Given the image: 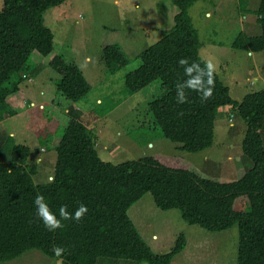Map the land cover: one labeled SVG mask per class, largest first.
Returning a JSON list of instances; mask_svg holds the SVG:
<instances>
[{
    "label": "trees",
    "instance_id": "1",
    "mask_svg": "<svg viewBox=\"0 0 264 264\" xmlns=\"http://www.w3.org/2000/svg\"><path fill=\"white\" fill-rule=\"evenodd\" d=\"M67 1L2 0L0 124L17 114L9 107L10 98L19 89L18 83L8 86L11 77L29 73L33 52L42 56L54 52V35L44 24L45 12ZM198 1L171 0L178 8L172 27L139 54L138 67L124 77L125 87L136 93L160 82L163 92L148 104L149 112L162 136L188 153L213 145L219 109L230 107L246 126L241 153L251 165L247 164L235 181L220 183L198 175L180 157L158 154L120 164L104 162L94 137L76 119L78 113L70 109L69 121L55 149L54 179L36 184L33 176L37 165L28 164L30 149L25 145L8 147L9 139L0 130V157L9 156V161H0V262L35 249L61 264H97L100 258L172 264L186 248L184 234L178 235L169 253L154 254L128 216L129 209L149 193L158 209L179 211L189 225L213 233L237 225L236 264H264V87L235 102L214 72L211 97L202 101L198 93L186 90V103L176 102L175 86L186 79L178 61L186 58L201 67L206 64L199 57L203 44L188 14ZM256 15L260 35L240 34L232 43L233 49L264 52V0H260ZM102 61L110 74L129 64L118 44L102 49ZM48 66L60 77L56 90L69 103L75 104L90 92L89 83L76 65L54 55ZM244 158L243 163H247ZM38 195L45 198L58 219L61 207L74 213L83 204L88 212L79 221L62 220L61 228L49 232L35 215ZM239 197L246 198L248 211L234 209ZM56 247L65 249L62 257L54 255Z\"/></svg>",
    "mask_w": 264,
    "mask_h": 264
},
{
    "label": "rangeland",
    "instance_id": "2",
    "mask_svg": "<svg viewBox=\"0 0 264 264\" xmlns=\"http://www.w3.org/2000/svg\"><path fill=\"white\" fill-rule=\"evenodd\" d=\"M259 4L260 0H201L189 9L192 25L203 44L199 57L214 64V72L235 102L264 87V52L249 53L231 47L240 34L260 35L256 15ZM177 11L171 0H69L45 12L44 24L54 35V52L49 56L33 52L29 73L11 77L8 86L18 83L19 89L10 98L9 107L17 114L0 124L1 133L9 139L8 147L25 145L30 149L28 164L37 165L33 176L36 184L48 182L53 175L55 149L69 121L70 109L78 113L76 119L94 137L104 162L120 164L158 154L180 157L198 175L220 183L235 181L246 171L247 164L251 165L241 153L246 126L232 109L228 116L224 109L218 115L213 145L188 153L180 150V144L162 136L149 112L148 104L163 92L160 82L136 93L125 87L124 77L138 67L139 54L164 37ZM207 12L211 16H206ZM111 44L120 45L129 60L114 74L106 71L102 61V49ZM54 55L76 65L90 85L87 96L75 104L56 90L60 77L48 66ZM36 150L40 164L34 159ZM243 158L247 163H243ZM0 161H9V156L3 155ZM234 209L248 211L246 198H237ZM128 216L154 254L169 253L178 235L184 234L186 248L173 258L172 264L237 262V225L214 233L189 225L179 211L158 209L149 193L129 209ZM0 264L61 261L34 249ZM97 264L144 263L100 258Z\"/></svg>",
    "mask_w": 264,
    "mask_h": 264
},
{
    "label": "clouds",
    "instance_id": "3",
    "mask_svg": "<svg viewBox=\"0 0 264 264\" xmlns=\"http://www.w3.org/2000/svg\"><path fill=\"white\" fill-rule=\"evenodd\" d=\"M179 65L183 67L186 79L182 83H178L176 88V102L178 104L186 103V90L196 92L200 95L202 101L207 100L212 96L215 87L214 81V64L209 61L204 67L196 62L189 63L188 59H180ZM196 73L195 75L193 73ZM54 177L49 176L48 180L51 182ZM35 215L42 222L45 229L53 232L62 227V220H75L79 221L88 212L85 205L81 204L74 213H69L66 207L59 209V219L57 214L50 210L48 203H46L43 196H36L34 200ZM65 249L56 247L53 253L56 257H62Z\"/></svg>",
    "mask_w": 264,
    "mask_h": 264
},
{
    "label": "crops",
    "instance_id": "4",
    "mask_svg": "<svg viewBox=\"0 0 264 264\" xmlns=\"http://www.w3.org/2000/svg\"><path fill=\"white\" fill-rule=\"evenodd\" d=\"M200 1H201V0H200ZM196 3H197V2H196ZM232 3H234V0H232ZM194 4H195V3H194ZM194 4H193V5H194ZM193 5H192V6H193ZM192 6H191V7H192ZM191 7H190V8H191ZM190 8H189V9H190ZM188 14H189V12H188ZM206 16H211V14L207 12V13H206ZM223 109L225 110L223 113H225V114L228 116V115H229V111H230V107H224V108H221V109H219V112H221ZM220 115H221V113H220ZM220 117H221V116H220ZM230 117H232V116H230ZM220 120H221V122H222L223 119H220ZM230 121H231V119H230ZM233 125H234L233 123L230 124V126H233ZM10 136L12 137V134H10ZM42 152H45V151L42 149ZM35 153H36V154H35ZM45 153H46V152H45ZM34 154L36 155V156L34 157V159H36V163L40 164V162H41L42 160H41L40 157H38V155H39V154H38V151L36 150V151L33 153V155H34ZM50 160H51V159H50Z\"/></svg>",
    "mask_w": 264,
    "mask_h": 264
}]
</instances>
